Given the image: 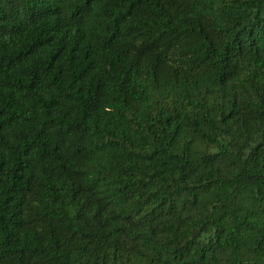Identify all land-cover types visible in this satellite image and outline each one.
Returning <instances> with one entry per match:
<instances>
[{
  "label": "trees",
  "instance_id": "obj_1",
  "mask_svg": "<svg viewBox=\"0 0 264 264\" xmlns=\"http://www.w3.org/2000/svg\"><path fill=\"white\" fill-rule=\"evenodd\" d=\"M0 264H264V0H0Z\"/></svg>",
  "mask_w": 264,
  "mask_h": 264
}]
</instances>
